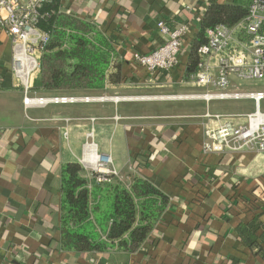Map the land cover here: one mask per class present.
Wrapping results in <instances>:
<instances>
[{"label": "crops", "instance_id": "obj_1", "mask_svg": "<svg viewBox=\"0 0 264 264\" xmlns=\"http://www.w3.org/2000/svg\"><path fill=\"white\" fill-rule=\"evenodd\" d=\"M251 1L221 0L247 8ZM53 2L111 43L123 82L63 94L32 92L97 100L28 108L11 68V39L0 25V264H264L235 237L254 206L264 211V152L202 153L206 132L225 121L247 126L248 115L264 114V100L188 97L215 91L189 78L192 46L211 0ZM159 20L191 24L181 63L169 73L149 72L134 61L136 53L164 42ZM256 83L236 80L231 89L264 91V81ZM92 132L93 145L87 138ZM101 154L111 156L114 178L125 188L140 178L170 200L136 251L107 239L110 202L100 195L91 197L96 210L89 219L97 249L81 252L63 243V168L79 163L94 192L92 171Z\"/></svg>", "mask_w": 264, "mask_h": 264}, {"label": "trees", "instance_id": "obj_2", "mask_svg": "<svg viewBox=\"0 0 264 264\" xmlns=\"http://www.w3.org/2000/svg\"><path fill=\"white\" fill-rule=\"evenodd\" d=\"M53 3L51 0L45 6L50 16L39 22L40 28L49 33L50 42L41 56V71L33 78L31 92L63 94L122 83V65L112 58L115 49L111 43L101 38L90 23L59 12ZM247 14L245 6L211 0L192 46L191 73L201 62L198 49L208 42L206 30L218 25L234 26ZM109 39L113 41L112 37ZM83 172L77 162H70L63 168L62 240L65 246L81 252L97 249L89 231L94 227L89 219L96 210L90 207L91 197L100 195L110 202L105 216L110 223L107 239L117 241L127 251L138 250L148 239L154 223L170 202L169 198L140 178L134 179L131 189L115 178L102 185L93 178L96 189L91 192ZM256 199L252 200V205ZM253 209L251 219L235 229V237L255 255L264 258V211H257L255 206Z\"/></svg>", "mask_w": 264, "mask_h": 264}, {"label": "built area", "instance_id": "obj_3", "mask_svg": "<svg viewBox=\"0 0 264 264\" xmlns=\"http://www.w3.org/2000/svg\"><path fill=\"white\" fill-rule=\"evenodd\" d=\"M50 0H0V25L12 42L11 68L24 88L26 107L49 104H68L79 101L93 102L95 98L33 97L32 81L41 71V56L50 35L39 22L49 17L45 6ZM164 42L148 53L134 55V61L149 72H171L180 65L183 45L191 30L190 23L174 27L165 20L157 22ZM207 44L198 49L201 62L189 78L199 86L215 90L189 98L210 101L252 99L257 104L264 100V91H234V81H264V0H252L247 16L234 26L218 25L206 30ZM106 100V98H99ZM260 119V120H259ZM247 126L236 127L225 121L216 129L206 132L202 153H262L264 152V114L259 110L248 115ZM92 140L94 133L87 137ZM88 144V143H87ZM92 176L97 184L111 183L117 172L111 156L101 154L95 158Z\"/></svg>", "mask_w": 264, "mask_h": 264}, {"label": "rangeland", "instance_id": "obj_4", "mask_svg": "<svg viewBox=\"0 0 264 264\" xmlns=\"http://www.w3.org/2000/svg\"><path fill=\"white\" fill-rule=\"evenodd\" d=\"M244 1H246V0H241V2H244ZM259 82H260V81H259ZM259 82H257V83H259ZM257 83H256V84H257ZM70 93H71V92H70ZM36 94H37V93H36ZM32 96H33V97H38V96L35 95V94H34V95L32 94ZM48 97H55V96H48Z\"/></svg>", "mask_w": 264, "mask_h": 264}]
</instances>
